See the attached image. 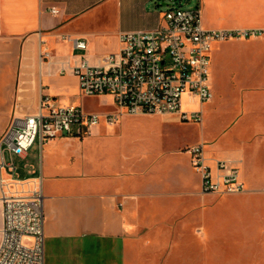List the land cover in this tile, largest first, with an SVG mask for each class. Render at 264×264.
<instances>
[{"label":"crops","instance_id":"obj_1","mask_svg":"<svg viewBox=\"0 0 264 264\" xmlns=\"http://www.w3.org/2000/svg\"><path fill=\"white\" fill-rule=\"evenodd\" d=\"M170 4L0 0V141L17 122L21 127L26 117L37 114L45 96L60 105L80 93L75 76L50 72L43 64L45 50L58 56L83 54L62 41L70 36L87 42L88 55L96 63L120 51L121 34L149 32L164 24ZM54 8L59 15L51 13ZM200 11L209 30L264 29V0H204ZM102 134L97 128L96 142L69 136L37 140L24 158L4 152L21 180H42L45 264H264V200L258 190L232 195L249 198L251 205L241 208L210 206L216 195H202L200 176L196 191L179 175L164 178L167 189L141 191L137 162H123L102 150ZM37 144L35 161L28 162ZM208 156L234 162L246 185L244 150ZM17 162L28 176L20 173ZM1 195L0 186V237ZM245 211L250 213L240 214ZM177 214H183V221H176ZM196 226L199 233L193 232ZM224 246L234 252H224Z\"/></svg>","mask_w":264,"mask_h":264},{"label":"built area","instance_id":"obj_2","mask_svg":"<svg viewBox=\"0 0 264 264\" xmlns=\"http://www.w3.org/2000/svg\"><path fill=\"white\" fill-rule=\"evenodd\" d=\"M53 15H59L52 9ZM264 40V29L209 30L203 26L200 8L185 10L171 2L164 24L153 31L123 33L119 52L98 58L88 55L87 42L63 37L80 55L41 54L50 72L73 75L83 98L112 97L116 111L87 112L82 106H60L45 96L37 114L23 126L13 125L0 141V186L3 226L0 264H45V212L41 179L21 180L14 162L4 152L24 158L37 140L93 136L104 123L115 126L122 116H175L185 123L202 124L205 104L215 95L210 84L215 44ZM200 104L184 110V98ZM5 147V150L2 149ZM200 176L204 196H232L247 192L240 168L232 161L210 158L206 144L186 148Z\"/></svg>","mask_w":264,"mask_h":264},{"label":"rangeland","instance_id":"obj_3","mask_svg":"<svg viewBox=\"0 0 264 264\" xmlns=\"http://www.w3.org/2000/svg\"><path fill=\"white\" fill-rule=\"evenodd\" d=\"M167 1L175 2V5L185 10H204V0ZM227 1L217 0L221 4ZM214 6L218 7L215 4ZM212 62L210 81L215 99L205 104L202 124L185 123L175 116H122L113 128L104 123L98 127L103 133L102 150L123 162H137L135 171L140 176L141 191L167 189L162 186L164 178L177 175L187 181L189 190L196 191L199 175L192 167L191 159L185 152L186 148L205 143L206 151L215 155L224 150L241 149L245 151L247 158L242 168L248 190L246 195L254 188L264 200V40L215 44ZM59 104L82 106L87 112L100 114L116 111L115 103L109 96L83 98L79 93L70 99L69 104ZM200 109V104L184 98V110ZM86 138L96 142L97 137L93 135ZM38 144L32 149L28 162L35 161ZM17 163L20 173L28 176L23 165ZM249 203V198L223 195L216 196L209 204L241 208L251 205ZM249 213L245 211L240 214ZM177 215L176 221H183V214ZM199 231L197 226L193 230L194 233ZM224 249L226 253L234 252L232 246H224ZM246 264L261 263L253 261Z\"/></svg>","mask_w":264,"mask_h":264}]
</instances>
